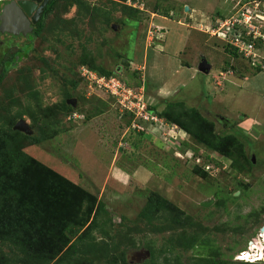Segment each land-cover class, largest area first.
Returning <instances> with one entry per match:
<instances>
[{"label":"rangeland","instance_id":"obj_1","mask_svg":"<svg viewBox=\"0 0 264 264\" xmlns=\"http://www.w3.org/2000/svg\"><path fill=\"white\" fill-rule=\"evenodd\" d=\"M71 1H57L38 36L0 35V57L12 59L0 64L6 68L0 125L23 111L17 122L23 120L27 131L14 128L17 122L13 128L32 135L49 119V139L26 142L24 150L105 203L107 213L91 233L109 250L93 264L161 263L167 256L170 264H194L202 249H219L233 260L237 254L253 257L264 247V71L252 73L249 62L232 55L230 45L206 33L205 25L243 6L264 9V0H143L140 13L125 9L123 0H83L87 6ZM85 52L131 84L144 78L145 101L155 111L183 101L213 120L218 133L243 131L238 137L255 166L234 165L172 123L164 132L151 122L141 125L145 135L130 130L118 98L82 76ZM205 56L212 64L208 74L199 71ZM219 70L235 78L217 77ZM67 94L75 101L72 112L60 108ZM46 108L50 116H44ZM197 157L201 164L216 163L206 177L194 171ZM154 192L192 218L194 228L155 231L140 216ZM191 237L194 248L168 252L169 245ZM2 249L10 253L7 245Z\"/></svg>","mask_w":264,"mask_h":264},{"label":"trees","instance_id":"obj_2","mask_svg":"<svg viewBox=\"0 0 264 264\" xmlns=\"http://www.w3.org/2000/svg\"><path fill=\"white\" fill-rule=\"evenodd\" d=\"M57 1L59 0L49 1L42 12V17L30 34L32 37L41 33L45 20L54 10ZM71 2L72 4L87 6V2L83 0H72ZM121 3L125 9H131V12H141L139 8L129 5L127 0H123ZM105 21L108 24L111 19L106 18ZM261 40L259 38L255 41V50L260 54L259 62L256 64H252L249 58L239 53L236 47L230 45L232 48L230 53L237 57L241 56L245 61H248L250 67L256 71L252 73L264 71L262 67L264 63V41ZM11 60L1 56L0 64L7 65ZM81 62L100 76L118 77L112 68L97 64L89 52L84 53ZM5 71V67L0 69V83ZM142 79L132 84L127 80H122L133 88H138L143 84ZM72 97V95L67 94V98L60 108L74 111L76 107L68 102V99H72ZM150 108L155 113L157 112L152 107ZM43 111L44 116L47 114L50 116L51 110L49 108ZM23 114V111H20L17 114L7 116L0 125V264H93L94 261L97 262L106 258L108 254L104 252L109 250L105 248V245L108 246V244L100 243L91 233L100 226L98 216L102 217L107 213L105 203L79 183L29 155L24 150L26 142L41 143L49 139L50 134L47 126H49L50 121L48 119L44 125L38 127V133L27 135L13 128L18 118H21ZM124 114L130 116L127 122V127L130 130L135 129L141 135L147 134V128L140 130L133 127L135 122L133 113L126 112ZM157 114L166 119L167 122L178 126L197 143L204 145L206 149L230 158L234 165L245 162L250 167L255 166L253 158L247 153L245 144L238 137L243 131L218 133L213 120L206 117L197 107H186L183 101H168L166 107L162 111H158ZM32 117L37 120L35 115ZM143 123L144 126H147L146 122ZM20 140L23 144L19 142ZM184 140L182 139L181 143H177L179 149H182ZM194 148L192 147L194 154H198V150ZM202 156L205 157V155ZM206 156L208 159L205 161L211 162L209 155ZM213 165L215 168L216 163ZM194 171L200 176L206 177L211 170H206L204 164H195ZM140 216L158 232L178 227L194 228L195 226L192 218H184L169 199L155 192L147 199L140 211ZM161 218L165 224L156 225L155 221ZM107 220H111V218L109 217ZM201 243L199 245H202ZM4 245L9 247L10 253L2 249ZM176 246L186 250L194 248L196 246L195 237L178 241V244L175 245H169L168 252L172 253ZM215 250L202 249L203 252L200 253L202 255L193 256V263L264 264L263 261L247 262L233 260L232 257L227 259L219 249ZM175 262L179 261L175 259ZM126 264L133 263L127 262ZM150 264H170V257H165L161 263L153 261Z\"/></svg>","mask_w":264,"mask_h":264},{"label":"built area","instance_id":"obj_3","mask_svg":"<svg viewBox=\"0 0 264 264\" xmlns=\"http://www.w3.org/2000/svg\"><path fill=\"white\" fill-rule=\"evenodd\" d=\"M127 3L135 8L144 10L143 0H127ZM200 25L202 24L199 23L198 28ZM205 26L207 33L236 47L239 53L251 60L252 64L259 62L260 54L255 50V41L259 38L264 41V9L257 8V10H253L250 7L243 6L239 11L221 17V19H218L214 23H207ZM199 29L204 30L203 28ZM262 67L264 69V63ZM81 73L90 86L106 89L115 98L117 97L120 102V111L123 114L126 112L134 114V127H139L143 130L144 127H141V125H144L143 122H151L152 125L158 126L164 132L167 126L170 125L166 119L152 111L150 105L145 101L144 78L142 79L143 84L140 87L133 88L119 77L100 76L93 69L85 65L81 68ZM196 162L197 164H201L200 157L196 158ZM204 166L206 170L214 169V165L211 163L204 164ZM237 257H240V255H237ZM251 258L245 257V259Z\"/></svg>","mask_w":264,"mask_h":264},{"label":"water","instance_id":"obj_4","mask_svg":"<svg viewBox=\"0 0 264 264\" xmlns=\"http://www.w3.org/2000/svg\"><path fill=\"white\" fill-rule=\"evenodd\" d=\"M37 2H41V5L36 10ZM47 3L48 0H13L5 4L0 12V31L2 33L6 32L18 36L32 32L35 22L38 20L40 13ZM185 9L189 10V7L186 6ZM122 63L124 65L129 64L126 58L122 59ZM210 68V64L207 59L204 58L200 64V71L208 73ZM68 101L75 105L73 99H69ZM14 128L27 131L26 124L23 120H19ZM202 204L207 206L209 202L205 201ZM262 231H264V227Z\"/></svg>","mask_w":264,"mask_h":264},{"label":"flooded vegetation","instance_id":"obj_5","mask_svg":"<svg viewBox=\"0 0 264 264\" xmlns=\"http://www.w3.org/2000/svg\"><path fill=\"white\" fill-rule=\"evenodd\" d=\"M1 1V0H0ZM11 1H13V0H7V1H5V2H3V4L2 5H0V12H1V10H2V8L4 7V5L5 4H8V3H10ZM15 1H17V0H15ZM49 1L50 0H48V3H49ZM42 2V1H41ZM41 2H37V6H36V10H37V8L41 5ZM47 3V4H48ZM1 4V3H0ZM47 6V5H46ZM45 6V7H46ZM45 7H44V9H45ZM43 9V10H44ZM43 12V11H42ZM42 12L40 13V15H39V17H38V20L35 22V24H34V26L38 23V21L40 20V18L42 17ZM33 30H34V27H33V29H32V32H33ZM32 32H30V33H27L26 35H14V34H11V33H2L1 31H0V35H6V38H9V37H28V35H30V34H32Z\"/></svg>","mask_w":264,"mask_h":264},{"label":"clouds","instance_id":"obj_6","mask_svg":"<svg viewBox=\"0 0 264 264\" xmlns=\"http://www.w3.org/2000/svg\"><path fill=\"white\" fill-rule=\"evenodd\" d=\"M198 28V27H197ZM207 33V32H206ZM209 34V33H208ZM210 35V34H209ZM215 37V36H214ZM216 38H218V37H216ZM218 39H220V38H218ZM222 40V39H221ZM224 41V40H223ZM225 42V41H224ZM226 43V42H225ZM262 232H264V231H262ZM262 234V233H261ZM262 237H264L263 235H261ZM264 239V238H263ZM252 243V245H254L255 243H254V241L253 240H250ZM250 244V245H251ZM244 251V250H243ZM243 251H241V252H243ZM258 251V252H257ZM237 255H239V254H237ZM237 260H242V261H247V262H257V261H264V247H263V249L262 250H260L259 251V249L258 250H256V253L254 254V256L251 258V259H243V258H237Z\"/></svg>","mask_w":264,"mask_h":264},{"label":"crops","instance_id":"obj_7","mask_svg":"<svg viewBox=\"0 0 264 264\" xmlns=\"http://www.w3.org/2000/svg\"><path fill=\"white\" fill-rule=\"evenodd\" d=\"M205 59H207V61H208V63L210 64V66H211V68H210V71L208 72V73H210L211 72V69H212V64H211V61H209V59L205 56ZM200 71V70H199ZM200 72H202V71H200ZM203 73H206V72H203ZM208 73H206V74H208ZM218 73H220V74H217L216 76L217 77H219V75H225V78H227L228 76H232V77H234L235 78V76H233V75H228V73H226L225 71H221V70H219V72ZM233 74V73H232ZM215 76V77H216ZM222 76H220V77H222ZM245 76V75H244ZM243 77V76H242ZM237 78H241V77H237ZM215 79V78H214ZM164 86H165V84H164Z\"/></svg>","mask_w":264,"mask_h":264}]
</instances>
